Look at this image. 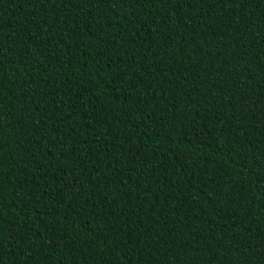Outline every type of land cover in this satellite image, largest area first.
I'll use <instances>...</instances> for the list:
<instances>
[{
	"label": "trees",
	"instance_id": "1",
	"mask_svg": "<svg viewBox=\"0 0 264 264\" xmlns=\"http://www.w3.org/2000/svg\"><path fill=\"white\" fill-rule=\"evenodd\" d=\"M0 264H264V0H0Z\"/></svg>",
	"mask_w": 264,
	"mask_h": 264
}]
</instances>
